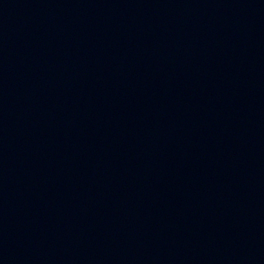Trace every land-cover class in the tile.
I'll list each match as a JSON object with an SVG mask.
<instances>
[{
  "label": "water",
  "instance_id": "water-1",
  "mask_svg": "<svg viewBox=\"0 0 264 264\" xmlns=\"http://www.w3.org/2000/svg\"><path fill=\"white\" fill-rule=\"evenodd\" d=\"M0 264H264V0H0Z\"/></svg>",
  "mask_w": 264,
  "mask_h": 264
}]
</instances>
